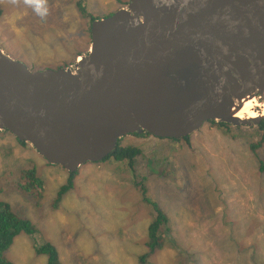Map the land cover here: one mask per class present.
Segmentation results:
<instances>
[{
  "label": "rangeland",
  "instance_id": "374dc122",
  "mask_svg": "<svg viewBox=\"0 0 264 264\" xmlns=\"http://www.w3.org/2000/svg\"><path fill=\"white\" fill-rule=\"evenodd\" d=\"M76 1L0 0V48L32 70L55 69L63 63L72 67L69 59L74 54L89 51L91 23L129 0H83L88 16L78 12ZM36 3L46 14L36 11ZM230 127L232 136L240 132L235 142L224 138L226 128L210 124L192 133L190 144L183 146L143 133L124 136L123 146L141 151L132 169L127 161L111 159L83 164L57 209L53 202L69 173L20 145L11 133L0 132V204L33 228L32 234L23 231L14 237L4 258L11 264H48V256L38 252H47L50 244L56 248L58 264H139L137 244L147 242V227L155 215L148 205L155 203L167 222L161 223L156 236L164 246L149 262L264 264V172L244 150V129ZM255 129L246 127L259 140L261 132ZM263 151L264 146L259 151L264 160ZM31 168L43 183L37 200L18 187L19 172ZM133 171L144 177L150 203L142 201L140 180L131 178ZM175 178L182 180L181 194L172 187ZM226 215L230 227L225 225Z\"/></svg>",
  "mask_w": 264,
  "mask_h": 264
},
{
  "label": "water",
  "instance_id": "95a60500",
  "mask_svg": "<svg viewBox=\"0 0 264 264\" xmlns=\"http://www.w3.org/2000/svg\"><path fill=\"white\" fill-rule=\"evenodd\" d=\"M90 35L72 68L32 70L0 48V132L67 173L124 136L181 139L208 118L262 119L228 105L252 89L264 104V0H129Z\"/></svg>",
  "mask_w": 264,
  "mask_h": 264
},
{
  "label": "trees",
  "instance_id": "16d2710c",
  "mask_svg": "<svg viewBox=\"0 0 264 264\" xmlns=\"http://www.w3.org/2000/svg\"><path fill=\"white\" fill-rule=\"evenodd\" d=\"M125 4H122V6H124ZM75 5L77 7L78 12L81 15L83 16L90 15L84 6L83 0H77L75 2ZM1 13H2V10L0 9V16H1ZM88 33L90 34V27L88 28ZM79 55L81 54L76 53L69 60L73 59L74 61V59ZM70 64L71 63H63L59 67H67ZM207 124H210L217 128H226V131L231 129L230 125L224 124V123L208 122ZM257 127L261 132L260 134H258V136H260L259 141L262 144H264V121H262L261 124ZM18 142L22 146H27V144L24 142H20V141ZM258 146H259V143L249 145V147L252 150H255ZM112 154L108 156L105 160H109L113 156L114 157L116 156V158H123L125 160H129L130 162H132L140 154V150L135 147H127L124 149H120L116 147L115 151ZM261 168H262L261 171L264 170L263 166H261ZM69 175L70 176H69L67 183L62 185L59 188L56 198L54 199L53 207L55 209L58 208L57 205L60 202L62 196L68 191L69 188L73 187V181H74V177L76 176V172L69 173ZM19 180L21 181L18 185V187L21 188L19 189V191L22 192L23 194L27 193V194L32 195L34 200H37L39 196L42 194L43 183L36 176L35 169L31 168V169L21 170L19 172ZM139 188L141 190L143 199L147 203H150V201L146 199L147 190H146V187L144 186V183L140 184ZM153 204L155 203H152V205ZM155 220L158 223H160L164 221V218L161 214H157V216H155ZM28 222L31 223L30 221H27V222L17 221L16 216L11 212L10 207L7 205L0 204V264H11V262H9L7 259L4 258L3 253L11 246L14 237L18 236L19 233L23 231L27 234L33 233L32 225L29 224ZM155 227L156 225L149 224L147 227V232H148L147 242L137 244L138 249H139L138 250L139 253L137 254V257L139 255L138 259L141 264H154V263L149 262L148 259H150V257L154 254L155 248L160 249L164 246V240L160 238L158 239L155 237L156 236ZM141 245L145 247L143 248L139 247ZM47 247H49V250L43 253L48 255V264H57V253L55 251L56 248L49 244H47ZM38 253H41V252H38Z\"/></svg>",
  "mask_w": 264,
  "mask_h": 264
},
{
  "label": "clouds",
  "instance_id": "9594fccd",
  "mask_svg": "<svg viewBox=\"0 0 264 264\" xmlns=\"http://www.w3.org/2000/svg\"><path fill=\"white\" fill-rule=\"evenodd\" d=\"M35 8H36V11L40 14V15H44V14H46V9H44L43 8V5L41 4V3H36L35 4ZM77 58V57H76ZM76 58H75V60H74V63L76 62ZM78 59V58H77ZM73 63V64H74ZM70 68H72V67H70ZM256 102H257V100H256ZM256 117V116H255ZM252 118H254V117H252ZM245 119H248L247 117L245 118ZM217 123V122H216ZM219 123V122H218ZM207 123H205V125H206ZM239 126V129H244V135H243V138H244V150L245 151H247L248 152V154L250 155V157H251V159L254 161V163L257 165V167L259 168V172L260 173H263L264 171L262 170L261 171V166H263V169H264V160L262 159V157L259 155V151L262 149V147L264 146V144H262L255 136H253V135H251V134H249L247 131H246V127H250V126H245V125H238ZM203 127V126H202ZM201 127V128H202ZM254 129V128H253ZM256 131H259V129H255ZM223 134H225L224 135V138H226V139H231L232 140V142H235L236 141V138L239 136V134H240V132H239V130H238V132H237V134H235L234 136H232V131L231 130H228V131H226V132H222ZM247 133L249 134V136H247ZM144 135H145V133H143ZM192 134H189L187 137H185L184 139H186V143L187 144H190V143H188L187 141L189 140V136H191ZM139 136H142V135H139ZM248 137H249V141L247 140L248 139ZM182 139V138H181ZM170 140H179V139H170ZM259 143V146L255 149V150H252L250 147H249V145L250 144H258ZM27 146H29L28 144H27ZM30 147V146H29ZM30 148H32V147H30ZM136 148V147H135ZM33 149V148H32ZM140 150V149H139ZM140 153H141V151H140ZM140 155V154H139ZM263 157H264V151H263ZM107 158V157H106ZM105 158V159H106ZM102 160V161H99V162H96V163H101V162H104V161H106V160ZM135 160V159H134ZM48 163V162H47ZM49 164V163H48ZM49 165H51V164H49ZM177 177V176H176ZM157 182V181H156ZM142 183H144V186L146 187V185H145V180L144 181H142L140 184H142ZM172 187L174 188V189H177L178 191H179V193L181 194V193H183V191H181V188H182V180L180 179V180H177L176 178H175V183L172 185ZM146 189H147V187H146ZM180 189V190H179ZM142 201L143 202H146L144 199H143V196H142ZM148 205V204H147ZM154 205V206H153ZM153 205H148L149 206V208L151 209V211H152V214L154 213L155 215L151 218L152 219V222H150L149 224H151V225H156V227H155V232H156V236H157V234L159 233V231L160 230H162V225H161V223L162 222H167V217H166V215H164L163 213H161L158 209H157V207H156V205L155 204H153ZM157 214H161L162 216H163V218H164V221H162V222H160V223H158L156 220H155V216H157ZM225 225H226V227H230L231 225H232V221L228 218V215H226V220H225ZM135 226H136V224H135ZM155 236V237H156ZM50 245V244H49ZM157 249L155 248V250H154V252L156 251ZM241 250H243V249H241ZM191 251H194V249L193 248H191ZM38 254H44V253H38ZM45 255H47V254H45ZM182 253L181 252H179V254H178V257L179 258H181L182 257ZM48 256V255H47ZM139 257V256H138ZM137 260H138V263L139 264H141L140 262H139V259L137 258ZM149 260V259H148ZM253 260V259H252ZM47 263H48V257H47ZM57 264H58V254H57ZM85 264H87V262L85 263Z\"/></svg>",
  "mask_w": 264,
  "mask_h": 264
},
{
  "label": "bare ground",
  "instance_id": "6f19581e",
  "mask_svg": "<svg viewBox=\"0 0 264 264\" xmlns=\"http://www.w3.org/2000/svg\"><path fill=\"white\" fill-rule=\"evenodd\" d=\"M90 47H91V35H90ZM90 47H89V51L85 55H87L89 52H91V48ZM78 59H81V58H78ZM59 68L65 69V67H59ZM262 88H264V87H262ZM262 88H260L259 90H261ZM253 90L255 92H258L257 89H252L251 91H248L244 95L243 94L240 95L239 94L240 91H239L237 96L233 97L234 99L231 101L230 105H228V107H229L228 110H229V112L231 114H233V116H235V117H237L239 119H242V120L244 118L243 112L246 113L247 118H252V117H255V116H258V117L262 118L258 122L251 123V126H259L261 124V122L264 121V104L261 105V104H258L256 102H254L255 99H253L254 98L253 96L256 95V94H253ZM262 92H263V94L261 93V95H262V98L264 100V89L262 90ZM247 99H249V100H247ZM250 109H251V112H250ZM210 121H212V118H208L207 123L210 122ZM219 123H221V121ZM224 124H228V125L234 126V127L238 126V125L229 124V123H224ZM145 134L150 135V134H148L146 132H145ZM153 136L155 138H157V139H169L168 137L159 138L158 136H155V135H153Z\"/></svg>",
  "mask_w": 264,
  "mask_h": 264
},
{
  "label": "flooded vegetation",
  "instance_id": "af4514ba",
  "mask_svg": "<svg viewBox=\"0 0 264 264\" xmlns=\"http://www.w3.org/2000/svg\"><path fill=\"white\" fill-rule=\"evenodd\" d=\"M173 143H181L182 144V146H183V143H186V139H184V138H182V139H179V140H171ZM121 145V146H120ZM124 144L123 143H121V141H119L118 142V144H117V148H120V149H124V148H127V147H134L133 145H127V146H123ZM113 155V154H112ZM111 160L112 161H114V162H118L119 160L120 161H127V163H128V167H130V169H132V167H133V164H134V161H132V162H130L129 160H125V159H123V158H116V156L114 157H112L111 158ZM131 173V172H130ZM131 178L133 179V180H140V183L142 182V181H144L145 179H144V177H140V176H137V174H135V172L133 171V173H131Z\"/></svg>",
  "mask_w": 264,
  "mask_h": 264
}]
</instances>
